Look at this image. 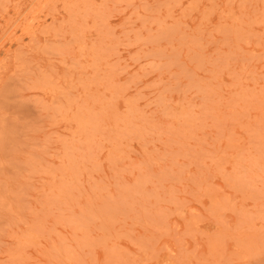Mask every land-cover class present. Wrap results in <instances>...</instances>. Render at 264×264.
Segmentation results:
<instances>
[{
	"label": "rangeland",
	"instance_id": "obj_1",
	"mask_svg": "<svg viewBox=\"0 0 264 264\" xmlns=\"http://www.w3.org/2000/svg\"><path fill=\"white\" fill-rule=\"evenodd\" d=\"M0 264H264V0H0Z\"/></svg>",
	"mask_w": 264,
	"mask_h": 264
}]
</instances>
